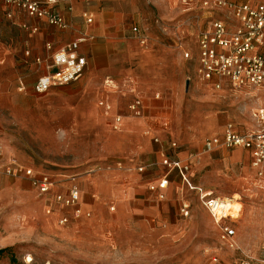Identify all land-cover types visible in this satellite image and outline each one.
Listing matches in <instances>:
<instances>
[{"label": "rangeland", "instance_id": "1", "mask_svg": "<svg viewBox=\"0 0 264 264\" xmlns=\"http://www.w3.org/2000/svg\"><path fill=\"white\" fill-rule=\"evenodd\" d=\"M129 1L137 9L126 29L136 24L147 42L142 46L127 33L106 75L84 74L38 94L33 76L9 59V51L0 50V167L16 162L77 175L92 211L87 222L61 226L56 215H47L46 202L35 189L0 173V250L7 249L0 264H237L247 257L264 259V174L232 151L204 148L205 139L221 134L228 123L241 131L253 129V115L264 106V89L225 86L217 91L199 79L197 38L211 14L188 11L181 0ZM8 43L0 23V47ZM184 50L191 51V60ZM20 79L26 91H18ZM105 99L127 117L123 130L97 117L98 102ZM136 100L146 107L142 119L130 118L129 106ZM149 113L167 118V129L158 131L161 146L165 154L186 160L193 184L219 198H241L237 203L244 209L232 223L234 249L221 242L195 193L175 188L168 203L161 204L149 193V175L133 170L157 160L159 144L144 132L151 124L161 128V119L148 120ZM182 203L188 216L180 212Z\"/></svg>", "mask_w": 264, "mask_h": 264}, {"label": "built area", "instance_id": "2", "mask_svg": "<svg viewBox=\"0 0 264 264\" xmlns=\"http://www.w3.org/2000/svg\"><path fill=\"white\" fill-rule=\"evenodd\" d=\"M254 1L181 0L188 11L199 8L206 13L218 14L217 17H212L207 27L198 35L200 59L196 71L201 81L208 83L217 91L225 86L264 89V2ZM3 3L26 12L30 17L45 19L52 26L60 29L69 28L65 18L54 10L58 0H0V6ZM7 17L13 18V13L7 12ZM83 17L88 24L93 22L92 15L84 13ZM33 31L36 32L37 29ZM132 32L140 45H146V37L139 27H133ZM94 40L93 35L82 33L62 49L54 52L48 60L47 74L39 77L34 85L35 92L44 94L52 88L68 85L81 78L87 66V58L80 54L79 50L84 44ZM47 49H51V45L48 44ZM183 54L186 60L192 59L190 50H184ZM37 63L40 64L41 60L37 59ZM159 96L157 95L156 98L158 99ZM141 106L142 102L136 100L129 106V110L134 115L140 116ZM122 126V116L118 115L114 118L112 128L117 131L121 130ZM171 147L175 148L176 143H172ZM204 148L206 152L218 149L248 151L252 156L251 167L262 176L264 174V106L257 109L253 115V129L241 131L233 123H228L221 134L205 139ZM161 164L168 173L176 171L189 189L198 193L202 205L220 228L221 242L234 249L236 230L232 223L238 218L227 213L228 200L215 197L202 187L194 186L189 177L190 165L179 158L164 154ZM138 170L141 172L143 168ZM0 173L9 177L29 178L34 187L45 195L62 187L64 179L69 180L71 186L66 192L57 193L53 197V203L71 210V216L60 217L58 224L67 226L71 219L81 218L82 191L76 176L59 179L50 173L37 171L16 162L0 167ZM168 186L169 179L165 175L159 181L149 185V190L162 192ZM160 197L162 198V195ZM46 212L51 214L53 207H48ZM181 213L184 216L189 215L186 204L182 206ZM237 264H264V259L256 261L247 257Z\"/></svg>", "mask_w": 264, "mask_h": 264}, {"label": "crops", "instance_id": "3", "mask_svg": "<svg viewBox=\"0 0 264 264\" xmlns=\"http://www.w3.org/2000/svg\"><path fill=\"white\" fill-rule=\"evenodd\" d=\"M231 1L243 2L244 0H231ZM54 8H55L54 10L59 12L65 18L67 23H69V28L60 29L56 26H52L49 23H47L45 19L30 17L29 15H27L26 12L11 5H6L3 3L0 6V23H4V27L7 32V36L9 40L7 47L5 48L0 47V50L9 51L10 52L9 59L14 63L17 62L18 64H20L22 70L26 72V76L28 77L33 76V79H35L33 83L34 91H35L34 85L37 79L47 74L48 60L51 57V55L54 52L62 49L66 44L75 40L82 33L93 35L95 37L94 41L84 44L79 50L80 54L86 56L87 58V66L84 74H87L89 76L106 75L107 72L110 71V68L112 67V61H111L112 54L114 53L117 47L123 45L127 41L126 40L127 33L131 34L132 36L134 35L132 32V28L137 26L136 24H134L131 26L130 29H126L127 18L129 16H132L131 14H133L134 10L137 9L136 6L132 7L130 5L129 0H58V3L55 5ZM7 12H12L13 18H8ZM84 13H88L93 16V22L91 24H88L84 19L83 17ZM206 14L207 15L211 14L209 18L215 17L213 15L216 16L218 15L217 13H206ZM133 17L136 18V15L133 14ZM208 21L210 22V19H208ZM33 29H37V31L34 32ZM131 39H135V38L133 37ZM48 44L51 45V49H47ZM19 48H21L22 50L21 55L17 54ZM37 59L41 60L40 64L37 63ZM107 76L111 78L109 74ZM107 82L113 83L110 79ZM17 86L19 92L26 91V84L22 79L19 80ZM49 91H51V89ZM107 103L110 104V102H108V100L106 99L105 101L98 102L97 109L99 113L97 112V117H99L100 119H104L107 122L108 127L112 128L114 118L120 115L122 116L123 119V126L121 128V130H123L124 127H126L127 125V120H126L127 117L118 113L114 107L112 108L111 105H108ZM145 108L146 107L142 104L140 108L141 110L140 116H136V115L133 116V112L131 111L132 116H130V118L142 119V117H144V115L146 114ZM159 114L155 115L156 117H152L153 114L149 113L150 117L148 118V120H150L151 118V120L157 121L160 118L161 122L159 123H161L162 127L158 128L159 127L158 125L151 124L147 126V129L144 132V136L151 137L152 142H154L155 144H159V147L156 149L157 160L156 162L150 160L147 163H141V165L135 166L133 170L135 172H138V174L142 175L143 177L149 175L148 176L149 178H147L149 185H151L152 183H154L155 181H157L158 179L162 178L165 175L168 176L169 186L167 189H165L162 192H152L149 190V193H151V195H153L156 198V200L161 204L168 203V200L171 199L173 196L175 188L185 189V190L187 189L190 192L195 193L199 202L201 203L198 193L196 191H192L191 189H189V187L183 182L182 178L176 171L168 173L166 168H164L161 164L162 157L165 153L163 147L161 146L163 144V141L159 137L158 131H160V129L161 130L167 129L166 127L167 118L163 119V117H160L162 115ZM219 151L220 152L232 151L236 158L246 160L247 163H249V165L251 166L252 156L248 151L240 150V149H235V150L218 149L213 152H219ZM166 155H168V153ZM174 158H180V157L175 156ZM180 160L186 162V160L182 158ZM139 168H143V171L140 172L138 170ZM37 171L47 172L43 170H37ZM47 173H50L51 175L56 176L59 179H64V177H71V176H76L79 179V176L73 174H66L61 172H57V173L47 172ZM4 176L8 180H11L12 183L20 182V185L24 188L32 187L33 189H35L39 194V196L43 197L46 202L45 211L47 210L48 207L50 206L53 207V212L47 215H56L57 222L58 219L62 216H71L70 209L64 208L58 204L53 203V197L57 193H65L67 188L71 186V182L69 180L64 179L65 181L62 183V187H59L53 190L50 194L45 195V194H41L38 191V189L34 187L32 181L29 178L9 177L6 175ZM78 184L82 191L80 198L82 216L78 220L71 219L70 225L72 223L78 224L81 221L87 222V220H90L92 218V211L87 208L89 204L85 200L86 193H84L82 189V183L80 180L78 181ZM193 185L197 187H202L196 184ZM205 190L207 192H210L207 189ZM134 191H137V189H135ZM211 194L215 196L213 192H211ZM161 195L162 198L160 197ZM184 204L186 203L179 204L180 212ZM202 207L213 220L209 211L203 205ZM240 217H238V219ZM214 224L216 225L215 222ZM216 226L218 227L219 237H220V228L218 225ZM233 227L236 230L235 224L233 225Z\"/></svg>", "mask_w": 264, "mask_h": 264}, {"label": "bare ground", "instance_id": "4", "mask_svg": "<svg viewBox=\"0 0 264 264\" xmlns=\"http://www.w3.org/2000/svg\"><path fill=\"white\" fill-rule=\"evenodd\" d=\"M228 200V214L232 215L235 218H238L242 214V210L244 209L243 205H240L237 203V201L241 200L239 196H234L232 199H227ZM27 261H31V258L28 257Z\"/></svg>", "mask_w": 264, "mask_h": 264}, {"label": "trees", "instance_id": "5", "mask_svg": "<svg viewBox=\"0 0 264 264\" xmlns=\"http://www.w3.org/2000/svg\"><path fill=\"white\" fill-rule=\"evenodd\" d=\"M7 249H1L0 250V256H2L5 252H6Z\"/></svg>", "mask_w": 264, "mask_h": 264}]
</instances>
